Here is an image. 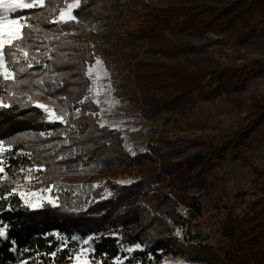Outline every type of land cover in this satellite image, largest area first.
<instances>
[{
  "label": "trees",
  "instance_id": "16d2710c",
  "mask_svg": "<svg viewBox=\"0 0 264 264\" xmlns=\"http://www.w3.org/2000/svg\"><path fill=\"white\" fill-rule=\"evenodd\" d=\"M66 1L12 15L24 27L4 49L12 76L0 74V166L11 177L36 169L50 200L29 208L0 191V264H73L86 240L90 264H264V188L218 219L216 240L200 226L208 175L264 124V94L245 104L239 65L255 56L264 80V0H74V19H62ZM97 61L113 98L154 122L146 151L130 154L119 130L100 123L89 75ZM222 93L233 106L225 124L189 122ZM87 185L89 199L75 201L72 188Z\"/></svg>",
  "mask_w": 264,
  "mask_h": 264
},
{
  "label": "rangeland",
  "instance_id": "374dc122",
  "mask_svg": "<svg viewBox=\"0 0 264 264\" xmlns=\"http://www.w3.org/2000/svg\"><path fill=\"white\" fill-rule=\"evenodd\" d=\"M25 2L40 4L39 0H25ZM68 5H75V1L67 0L62 11H65ZM14 14L9 13V18L17 19L12 17ZM63 19H67V17ZM207 38L222 41L225 52L231 53L228 49L231 43L225 41L223 36L207 34ZM219 47L217 44L214 45L210 52L217 55ZM254 59L256 57L251 55L239 61V65L247 66L245 76L250 86V92L244 98L245 104L250 97L264 94V80L254 75L251 66ZM222 63H225L224 59H222ZM0 74L3 75V69H0ZM89 75L92 80V97L100 108V123L119 130L124 145L130 154L146 151L144 144L148 129L154 125V122L135 117L136 110L133 107L120 104L117 99L113 98L109 78L100 63L94 65L89 71ZM43 110L46 120H57L49 109L43 108ZM232 111V104L222 93L221 97L217 98L213 104L198 103L194 112L189 114L188 119L191 123L212 127L218 121L225 124ZM235 124L224 125L223 130L231 129ZM213 134L215 132L209 133L210 136ZM0 169H2L1 166ZM37 177L36 169L21 170L12 177L2 170L0 171V191L10 189L16 193L24 205L29 208H37L41 203L50 200L47 190L37 186ZM208 182L212 184V187L202 197L204 212L200 218V226L207 232L209 240L214 241L218 238L217 221L220 217L223 218L228 209H234L235 214L239 213L247 208L252 201L261 197L259 190L264 188V124L257 128L239 147L230 150L226 154L224 161L208 175ZM78 188L82 194L81 197L85 198L83 195L87 194L93 188V185L78 186ZM86 199L89 198L86 197ZM90 252V241L82 242L73 257V264H90L88 258ZM162 264L204 263H190L179 256H165Z\"/></svg>",
  "mask_w": 264,
  "mask_h": 264
},
{
  "label": "snow or ice",
  "instance_id": "6c2138e0",
  "mask_svg": "<svg viewBox=\"0 0 264 264\" xmlns=\"http://www.w3.org/2000/svg\"><path fill=\"white\" fill-rule=\"evenodd\" d=\"M40 4H43V0H39ZM36 3H26L25 0H0V69H3V75L5 79L12 76L4 64V49L5 47H13V42L22 39V29L24 25L19 19H10L9 13H17L23 9L35 7ZM77 5H68L65 11L61 12V18L67 17L68 19H74L71 15L72 8ZM28 54L25 52L24 56ZM100 62L97 61V64ZM22 71V69H21ZM44 107V105H39ZM2 171V169H0ZM3 235V232H0Z\"/></svg>",
  "mask_w": 264,
  "mask_h": 264
},
{
  "label": "built area",
  "instance_id": "2783aa9c",
  "mask_svg": "<svg viewBox=\"0 0 264 264\" xmlns=\"http://www.w3.org/2000/svg\"><path fill=\"white\" fill-rule=\"evenodd\" d=\"M70 193L73 196V199L75 201H77L78 197L82 195L78 186H75L74 188H72V191H70ZM86 196H87V194L83 195V197H86ZM81 205H82V203L78 202V206H81Z\"/></svg>",
  "mask_w": 264,
  "mask_h": 264
}]
</instances>
